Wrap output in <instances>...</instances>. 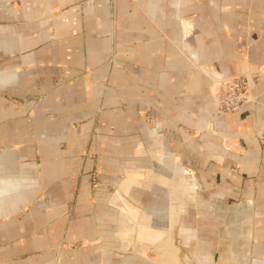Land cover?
<instances>
[{"label": "crops", "instance_id": "obj_1", "mask_svg": "<svg viewBox=\"0 0 264 264\" xmlns=\"http://www.w3.org/2000/svg\"><path fill=\"white\" fill-rule=\"evenodd\" d=\"M221 75H246L253 101L216 115ZM263 123L264 0H0V264H59L47 234L59 222L92 245L89 173L114 163L122 177L99 193L100 214L120 217L122 248L150 247L135 241L139 225L195 251L232 232L235 262L264 261ZM194 181L204 208L177 223ZM142 187L169 200L165 216L133 202ZM30 200L42 207L10 218Z\"/></svg>", "mask_w": 264, "mask_h": 264}, {"label": "rangeland", "instance_id": "obj_2", "mask_svg": "<svg viewBox=\"0 0 264 264\" xmlns=\"http://www.w3.org/2000/svg\"><path fill=\"white\" fill-rule=\"evenodd\" d=\"M233 76L247 77L246 75ZM262 136L264 137V135ZM135 141L136 140L134 139V143L130 142V144H136ZM86 156H88L87 153H85L84 157ZM121 171L122 168L117 164L115 165L114 163L112 167L108 168L106 166H103L101 168H94L89 173L88 186L92 191L91 202L94 206V213H92L91 220L93 219V221L95 222L94 224L98 229V232L96 233V241H94L92 245H88L87 242L83 241H76L75 243L72 241L69 242V234L71 233H69V231L63 233V226L60 225V222L54 227V232L47 233L52 239L61 241L59 247L50 249V254L57 257L59 264H238L237 261L235 262V260L238 259L237 254L240 251L239 241L235 237V234L232 232H225L226 235L224 239L221 241L214 240L212 245H210L211 242H209L210 248L203 247L202 249L199 246L198 250L196 249L195 251V248L192 249L190 247H185V242L181 241V239L179 238V232L176 233L175 231H172V236L171 238L169 237L172 245V250L169 251L172 259L171 262L166 261L163 254L153 249L152 246L145 248H122L121 243L119 244V242L116 240V230L121 226L120 217L116 215L112 210V212L107 211L110 213V215H108V213L105 214L103 210L102 214H100V207H109L108 205L110 204L108 203L109 199H105L101 194L99 195V193L106 192L107 196H109L108 198H110L111 195L115 193L118 182L122 177ZM193 186L194 189L191 199L185 198L186 201L177 200V223H184L185 218H188L185 217L184 211H182L180 215L182 208L183 210L185 209V207L192 208L194 214H196L197 211L199 213V209L204 208V206L202 205L203 202L200 199H194L196 192L195 181ZM131 198L133 202L135 204L137 203L141 210L145 211V213L147 214L152 213L153 210H159L162 216L166 215L169 200L165 198L162 193L155 194L150 188L142 187L136 188L131 191ZM42 203L43 201L30 200L28 201V203H26L25 206H18L17 215H13L10 218H20V214L24 213L23 210L26 211V214H29V209H39L42 207ZM212 204H214V207L216 206V202L213 201ZM71 207L72 205L70 203V210ZM22 217L25 218L24 216ZM197 217L194 216L192 218L195 219ZM209 217L214 220L217 219V215H212ZM27 218H34L40 221L42 219V217L38 216H28ZM230 218L231 217L229 216L226 219L229 220ZM20 229L23 230H21V232L20 230L17 231L18 237L22 236V238L31 239L35 235L44 234V232L42 233V231H27L25 227H20ZM3 237L4 235L0 232V243L5 242V238L3 239ZM201 250H205L206 253H202ZM194 252L199 253H196L197 257L194 256L195 254L192 255ZM41 253H43V251H39L35 254ZM201 255L202 257H204L203 261L199 258ZM212 258L214 262H212ZM206 259H210V262L207 263ZM253 264H264V261H258Z\"/></svg>", "mask_w": 264, "mask_h": 264}, {"label": "built area", "instance_id": "obj_3", "mask_svg": "<svg viewBox=\"0 0 264 264\" xmlns=\"http://www.w3.org/2000/svg\"><path fill=\"white\" fill-rule=\"evenodd\" d=\"M211 98L216 115L237 113L243 105L253 101L249 79L244 76H226L213 80Z\"/></svg>", "mask_w": 264, "mask_h": 264}, {"label": "bare ground", "instance_id": "obj_4", "mask_svg": "<svg viewBox=\"0 0 264 264\" xmlns=\"http://www.w3.org/2000/svg\"><path fill=\"white\" fill-rule=\"evenodd\" d=\"M132 213L130 217L134 222H136L138 219L137 214L135 212ZM134 239L139 244H143L145 246H152L153 249L163 254V256L165 257L163 258L166 261L171 262L172 259L169 251L172 250L171 248L172 245L169 239V233L164 230L163 226L153 227V226L139 225L135 230Z\"/></svg>", "mask_w": 264, "mask_h": 264}, {"label": "water", "instance_id": "obj_5", "mask_svg": "<svg viewBox=\"0 0 264 264\" xmlns=\"http://www.w3.org/2000/svg\"><path fill=\"white\" fill-rule=\"evenodd\" d=\"M222 77H226V75L216 76L213 78V80H217V79L222 78Z\"/></svg>", "mask_w": 264, "mask_h": 264}]
</instances>
